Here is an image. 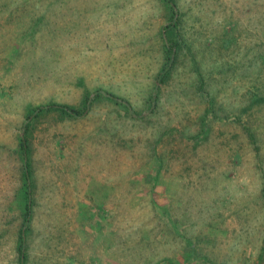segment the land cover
Returning <instances> with one entry per match:
<instances>
[{
  "label": "rangeland",
  "instance_id": "374dc122",
  "mask_svg": "<svg viewBox=\"0 0 264 264\" xmlns=\"http://www.w3.org/2000/svg\"><path fill=\"white\" fill-rule=\"evenodd\" d=\"M173 1L0 0V264H264V0Z\"/></svg>",
  "mask_w": 264,
  "mask_h": 264
},
{
  "label": "trees",
  "instance_id": "16d2710c",
  "mask_svg": "<svg viewBox=\"0 0 264 264\" xmlns=\"http://www.w3.org/2000/svg\"><path fill=\"white\" fill-rule=\"evenodd\" d=\"M166 3V6L170 12V22L169 24L165 27L164 33L166 37V42L164 44V53H165V65L162 69V74L166 75L169 73L170 68L172 67L173 63L177 59V43L172 41V31L176 28V11H175V5L173 0H163ZM96 96L101 97L100 93H96ZM105 98L109 99L110 101L113 102H119L122 103L125 108L130 112L129 104L124 102L123 100L118 99L117 97L106 94ZM90 99L89 95L85 96L84 99V104L82 111L76 110L73 107L70 106H65V105H59V104H50L45 107H38V111H56L61 113L64 116L74 118V117H81L83 113L87 110L88 107V101ZM131 113V112H130ZM30 116V113H28V117ZM133 116H135L133 114ZM19 147L21 151V155L23 159H26L27 157V143H26V138L25 134H23L20 139H19ZM28 164L25 162V170L23 173V177L28 179L29 176V171H28ZM25 195V205L23 207V228L20 230L18 233V238H17V255H18V264H25V259H26V254H25V240H24V235H25V228L27 227V224L30 219V214H31V206H30V195H29V190L25 189L24 191Z\"/></svg>",
  "mask_w": 264,
  "mask_h": 264
}]
</instances>
